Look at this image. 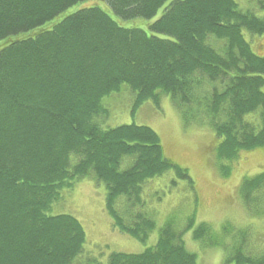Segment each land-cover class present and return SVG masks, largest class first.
I'll list each match as a JSON object with an SVG mask.
<instances>
[{
  "label": "trees",
  "instance_id": "obj_1",
  "mask_svg": "<svg viewBox=\"0 0 264 264\" xmlns=\"http://www.w3.org/2000/svg\"><path fill=\"white\" fill-rule=\"evenodd\" d=\"M248 2L0 0V264H198L170 223L142 252L84 257L82 223L51 207L92 176L114 228L145 242L154 221L132 210L143 185L170 169L191 179L151 127L99 122L104 98L124 84L134 108L167 95L208 124L220 159L264 146V54L253 45L264 37V0ZM256 112L259 130L245 120ZM263 187L264 172L240 194L248 201ZM193 220L186 229L204 237ZM225 262L264 264V254L237 249Z\"/></svg>",
  "mask_w": 264,
  "mask_h": 264
},
{
  "label": "rangeland",
  "instance_id": "obj_2",
  "mask_svg": "<svg viewBox=\"0 0 264 264\" xmlns=\"http://www.w3.org/2000/svg\"><path fill=\"white\" fill-rule=\"evenodd\" d=\"M237 2L242 8L250 6L248 0ZM253 42L254 49L264 54V37ZM133 100V92L124 84L119 92L104 98L108 113L99 122L105 127L130 123L151 127L160 137L165 156L187 169L191 179L178 178L170 169L143 185L141 201L132 202V210L146 212L154 221V230L145 242L114 228L105 207V189L92 176L65 188L51 211L73 215L82 223L84 257H100L105 262L112 251L142 252L157 242L159 228L166 223L183 231L184 244L197 255L198 264H228L226 258L237 249L252 257L264 254V187L248 201L240 194L246 177L264 172V146L242 150L234 160L220 159L216 133L208 124L184 116L170 96H162L159 104L145 101L137 108ZM245 120L260 129L259 112ZM191 218L196 228L207 226L204 237L197 239L194 228L186 229Z\"/></svg>",
  "mask_w": 264,
  "mask_h": 264
}]
</instances>
